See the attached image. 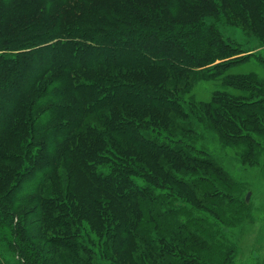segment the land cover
Masks as SVG:
<instances>
[{"label": "trees", "instance_id": "16d2710c", "mask_svg": "<svg viewBox=\"0 0 264 264\" xmlns=\"http://www.w3.org/2000/svg\"><path fill=\"white\" fill-rule=\"evenodd\" d=\"M214 17H223L228 23L258 35L264 44V0H0V52H3L0 55V95L6 94L7 90L11 92L20 86L25 87L23 93L16 90L12 95V105L5 108L6 116L10 115L6 122L0 124V143L5 134L11 136L16 133L9 131L17 125L16 122L24 121L25 117L42 116L43 103H53L56 106L48 111L46 117L64 122L61 127L44 129L41 139L34 137L35 143L40 142L37 143L39 150L32 158L30 173L40 174L46 163L48 175L53 176L58 171L56 159H51L54 152L48 151L53 141L54 150L61 158L84 166L86 179L92 187L85 202L78 201L75 191L69 187L65 191L69 193L65 199L57 192L51 198L40 196L36 203L42 215L36 214L40 221L34 232L36 241L45 240L49 245L81 254L76 256L80 264H92V250L74 243L79 232L72 229L78 226L76 213L93 216L94 207L98 206L101 209L96 208V216L101 217L98 220L106 227L105 236L109 238L112 235L115 252L119 254L129 250L130 246L123 241L140 234L138 223L142 221L145 225L152 224V227H147V234L154 230L158 232L160 243L148 247L159 264H231L229 254L222 251L220 245L210 246L217 238L199 228L201 223L178 221L164 236L163 227L158 226L161 213L157 212L164 211L165 215L176 219L187 212L181 205L176 207L179 199H185L190 205L194 203L192 188L199 179L193 185L187 183L188 177L178 174L181 169H195L197 165L204 164L213 170L212 164L192 158L181 148L157 143L152 136L157 139L166 136L171 140L170 133H162L161 120H168L170 112L184 115L177 95L179 85L170 89L166 81L188 82L204 72L209 75V72L229 70L236 62H241L242 59L232 58L238 54L236 48L224 43L218 31L206 24L208 18ZM7 53L14 56H7ZM51 72H54L53 78L45 89L52 92L38 95L18 118L16 115L27 100L26 96ZM236 82L228 85L244 91L257 87L249 77ZM241 101L239 97L219 96L211 105H204L200 113L209 119L215 115L232 130L237 126L236 120L228 113L229 109L237 113L246 112L258 103L257 100L250 103L247 99ZM263 102L258 105H263ZM190 107L199 113L195 104H190ZM115 108L119 111L149 110L158 117L148 124L134 114L135 117L127 121L110 118L106 124L112 136L109 140L126 142L131 144V148H136L138 155L133 156L134 162L122 159L109 163L105 159V151L111 150L100 146L79 147V132L85 130L88 116ZM36 124L31 122L25 126L33 132ZM41 125H45L44 121ZM100 137L105 139L102 135ZM225 137L232 141L250 139L242 134ZM11 146L6 142L4 150L9 152ZM1 148V160H18L10 152L2 153ZM165 155L170 165L168 169L160 161L152 167L141 162V158L146 156L154 159ZM29 156L31 154L26 152L27 161L31 159ZM105 162L109 165L107 175L95 169ZM124 163L127 165L120 166ZM141 179L145 183L148 181L147 184L144 185ZM200 179L205 184L203 179L207 177ZM23 180V177L19 179L16 190L23 188L34 193L40 187L37 184L32 190H27ZM156 190H161V193ZM162 192L174 194L170 199ZM223 192L219 187L214 188L206 197L211 199V204H217L218 197H224ZM25 196L26 193L19 198V205L23 207L31 204ZM10 197H14L13 192ZM242 208L246 209L244 203ZM6 209L7 206L0 203V214L14 216L11 210ZM210 212L216 216V212ZM46 226L59 230L61 235H42ZM28 231L19 226L15 235L22 243L30 241ZM209 240L211 243H207ZM29 244L32 249L19 244L20 260L23 264H41V253L33 242ZM80 257H83L82 261ZM210 257H217V261L207 262Z\"/></svg>", "mask_w": 264, "mask_h": 264}, {"label": "rangeland", "instance_id": "374dc122", "mask_svg": "<svg viewBox=\"0 0 264 264\" xmlns=\"http://www.w3.org/2000/svg\"><path fill=\"white\" fill-rule=\"evenodd\" d=\"M206 24L213 26L218 31L224 43L236 48L238 54L232 58L245 60L236 62V65L229 70L214 71L211 74L209 72V75L204 72L188 82L176 83L171 80L165 82L170 89L179 85L177 87V95L180 98L179 102L183 105L184 115L170 112L168 120H161L162 133L164 135L170 133L171 140L166 136H162L161 139H157L155 136H152V138L157 143L162 142L161 144H168L170 147L181 148L190 154L192 158L202 163L212 164L213 170L209 169V166L200 164L201 166L197 165L195 169H181L182 171L178 172V174L183 173L188 177L185 181L189 184L192 183L191 185L198 179L199 181L197 182L203 184L200 179L202 176L207 177V179H203L205 184L200 185L196 182L195 188L193 186L192 199L194 198L195 200L193 204L190 205L185 199L177 201L176 207L181 205L187 211L180 218L177 217L178 219H175L165 215L164 211H157L161 213L158 226L163 227L164 236H167L168 230L170 232V227L178 224V221L181 223L186 221H194L195 223L197 221L202 226L199 228L209 231L212 236L214 235L217 238L214 243H211V240L207 241V243H211L210 246L212 247L220 245L221 250L229 254L228 261L231 264H264V102L263 105H258L264 101V44L258 35L228 23L223 17L208 18ZM2 53L0 52V55ZM11 54L7 53V56H14V54ZM5 55L4 57H7ZM53 74L54 72L46 74L32 89L31 96H26L27 100L19 108L16 115L18 118L23 112L25 113L24 109L29 108L38 95L45 92L48 95V93L52 92L51 89L47 92L45 86L52 80ZM95 74L99 76L98 73L95 72ZM206 76L208 77L205 79ZM245 77H249L257 84V87L252 86V90L244 91L231 86V84L228 85L229 83H238L236 80ZM24 88L20 86L11 92L7 90L6 92L10 94L9 97L6 96L7 93L0 95V124L6 122L9 118L10 114L6 116L5 108L12 105L13 94L16 93V90H22L21 93H23ZM177 95H175L176 98H178ZM224 95L232 98L239 97V100L242 99L241 103L245 99L249 103L255 100L258 101L255 108H250L246 112L240 111L237 113L229 109L228 113L236 120L237 126V128L232 130L227 128L222 121L217 120L219 118L215 115L209 119V116L200 113L204 105H211L213 101L218 100L219 96L224 97ZM251 99L254 100L250 101ZM190 104H195L199 113L192 111ZM44 105L43 103L42 108H44V111H42L44 114L42 116L36 114L37 116L33 118L30 117L28 119V117H25L24 121L16 122L17 125L15 124V127L9 130L10 133H16L11 136L5 134L2 137V143H0L3 148H1L2 153L10 152V154L18 157L17 161H13L12 158L0 159V203L7 206L8 209L6 211L11 210L14 214V216H11V214H0V264H23L18 254L19 244L28 247L31 242L35 244L38 252L41 253V264H80L76 256L81 254H74L73 251L71 252L60 246L49 245L45 240L36 241L34 236V232L40 226V221L36 219V214L42 215L41 209L36 203L40 196L51 198L57 192L65 199L64 197L69 194L68 191L67 193L65 191L69 187V190L75 191L78 201L85 202L86 196L92 189L86 179L84 166L61 158L58 152L54 150L53 141L48 151L50 153L54 152V155L50 156L53 161L56 159L55 162L58 165L56 170L58 171L55 170L56 172L55 174L53 173V176H50L51 174L48 175L46 172L48 164L46 163L40 174L30 173L32 171V158H35V153L39 150V144L37 143L38 141L40 142L38 140L35 143L34 137L41 139V132L44 129L47 130L49 126L50 128L53 127L52 129L55 126L61 127L64 122L61 119L52 120L46 117L48 111L50 112V109L56 106L55 104ZM134 114L141 116L142 120L148 124L153 123L151 121L158 118L152 111L137 110L136 108L126 111H119L115 108L88 116L85 120V130L79 132V147L88 149L100 146L111 150L105 151V159H108L109 163L122 159L134 162L133 156L137 157L138 155L136 148H131V144L126 142L120 143L119 141L117 143L109 140L112 136L106 128L110 118L127 121L126 119L135 117ZM42 121L45 123L44 126L41 125ZM31 122L37 123L33 132L25 126V124ZM25 128L26 133L23 134L22 131ZM99 134L104 136L105 139H102ZM241 134L245 137H250V139L232 141L230 138L225 137L227 135L236 137ZM6 142L12 144L9 147L11 148L9 152L4 150ZM35 145L36 148H34ZM190 149L193 150L191 151ZM26 152L31 154L29 156V159L30 157L31 159L28 161ZM156 158L150 159V157L146 156L141 158V162L152 167L155 166L157 161H160L166 169L169 168L170 165L167 162L166 155ZM126 163L120 166L127 165ZM95 169L97 172L107 175L109 165L105 162L101 167ZM24 173L25 176L27 174L30 175L24 177ZM22 177L24 178V184L26 183L24 187L27 190H32L37 184L40 186L39 189L34 191V193H28L23 188L16 190L15 186ZM27 179H30L31 182H29L30 180L26 182ZM140 181L144 185L148 182L145 183L144 179ZM218 187L225 191V193L223 192L224 197H218L219 201H217V204H211V199L206 197V195H210L214 188ZM156 191L161 193V190ZM12 192L14 197H10ZM25 193L26 200L31 202V204L23 207L19 205L21 201L19 198ZM172 194L165 193L164 196L171 199ZM225 194H228L226 195L227 197H225ZM10 198H13V200ZM199 201L202 203H199ZM243 203L246 209L242 208ZM13 206L17 207V209L13 208ZM94 208L93 216H86L82 212L80 214L76 213L78 228L74 227L72 229L73 231L76 229L79 232L78 240L74 241V243L77 246L81 245L83 249L92 250V264H159L157 258L151 256V251L148 247L150 244L153 247L155 244L158 245L160 243L157 230L147 234V227H152L151 223L145 225L143 224L144 222L140 221L138 223L141 228L140 234L134 235L128 241H123L126 246L130 247L129 250L119 254L115 252V241L111 238L112 235L109 238L108 235L105 236L106 227L104 223L98 220L101 217L96 216V208L101 209V207L96 206ZM210 211L216 212V216ZM129 218L131 219L132 216ZM19 226L21 229L27 228L29 230L27 234L30 236L28 238H30L31 242L26 240L22 243V240L20 241L16 237L15 231L17 232ZM50 228L48 226L44 227L42 235L45 234L51 237L61 235L62 232L59 230ZM116 245L118 246V243ZM29 247L32 249L31 246ZM81 258L83 257H80L82 261ZM212 260L214 262L217 261V257H210L207 262L211 263Z\"/></svg>", "mask_w": 264, "mask_h": 264}]
</instances>
